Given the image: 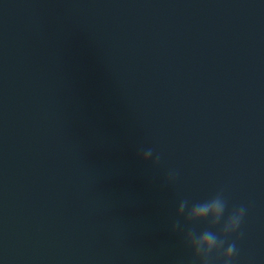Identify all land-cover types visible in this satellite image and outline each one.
I'll return each instance as SVG.
<instances>
[{
  "label": "water",
  "instance_id": "95a60500",
  "mask_svg": "<svg viewBox=\"0 0 264 264\" xmlns=\"http://www.w3.org/2000/svg\"><path fill=\"white\" fill-rule=\"evenodd\" d=\"M221 190L264 264V0H0V264H193Z\"/></svg>",
  "mask_w": 264,
  "mask_h": 264
},
{
  "label": "clouds",
  "instance_id": "9594fccd",
  "mask_svg": "<svg viewBox=\"0 0 264 264\" xmlns=\"http://www.w3.org/2000/svg\"><path fill=\"white\" fill-rule=\"evenodd\" d=\"M139 154L143 160L151 161L153 166L160 163V156H154L151 148L141 147ZM178 174L176 170H170L165 177V183H173ZM227 207L223 190L203 202L191 203L187 198L179 201L172 231H182L181 217L188 222L207 221L210 225L209 229L199 232L194 227L188 228L184 235L185 242L193 251V264H212L214 253L222 255L223 264H233L238 248L236 242H229L228 238L240 231L248 209L244 205L234 207L225 219ZM217 225H220L219 232L210 230Z\"/></svg>",
  "mask_w": 264,
  "mask_h": 264
}]
</instances>
